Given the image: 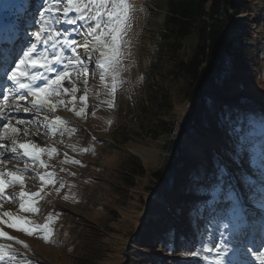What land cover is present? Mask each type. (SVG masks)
Here are the masks:
<instances>
[{
    "label": "rangeland",
    "instance_id": "374dc122",
    "mask_svg": "<svg viewBox=\"0 0 264 264\" xmlns=\"http://www.w3.org/2000/svg\"><path fill=\"white\" fill-rule=\"evenodd\" d=\"M154 2L131 0L135 13L123 37L126 41L124 70L119 73L114 95H109L112 80L106 79L101 84L92 58L88 65L87 93L82 79L72 73L78 91L58 97L67 102L65 106L74 108V112L83 109L81 116L76 117L78 122L66 120L69 124L54 126L55 134L45 126L52 120L49 112L30 111L27 115L23 112L25 118L18 116L12 120L7 116L3 122L16 126L17 119L35 121L18 125L21 131L10 134L11 139L17 144L35 143L47 150L41 154L40 160L45 164L41 167L27 158L20 162L10 159L12 154L0 149V158L7 161L8 170L24 169L27 162V170L20 173L25 188L19 183L6 187L5 193L14 196L15 201L3 202L4 210L0 211L10 209V213H21L34 224L48 223L53 231L52 242L45 243L35 235L29 237L0 225L9 235L28 245L27 250L13 245L16 264H128L130 255L139 257L133 258L130 264H211L217 259V247L231 251L230 246L238 248L240 264H255L256 253L264 252L261 245L264 241V128L251 127L253 116L230 134L227 127L213 120L215 128L221 129L218 135L225 137L219 142L221 152L215 154L220 155L222 169L215 170L212 166L198 169L195 166L198 161L186 162L187 154L202 143L198 136L190 135L181 142L180 162L186 163V172L184 177L183 174L179 177L184 186L178 189L176 198L168 181L179 167L165 170L159 183L151 176L164 167L172 141L188 133V127L183 125L192 114L185 85L174 77L167 53L158 48L162 11L153 7ZM39 3L40 0H29L22 7L24 12L16 15L20 18L17 21L24 25L19 29L22 36L19 34V40L26 43L16 41L21 48L27 46L30 34L37 30ZM258 10V15L249 23L257 53L247 62L249 69H238L236 92L228 96L235 101L239 95L252 96L264 106V6ZM240 16L248 18V14ZM56 27L61 31L67 28L72 36H80L74 31L79 25ZM16 43L10 47L12 51ZM1 80L0 86L6 85ZM240 84H247L250 90L244 94L242 90L246 88H240ZM63 86L71 89L73 83L65 81ZM215 93L222 98L226 96L223 91ZM82 96L84 101L79 99ZM45 116L47 121L51 120L45 121ZM24 128L28 129L27 136ZM165 128L172 133H165ZM11 139L0 143L10 147ZM226 145L230 148H225ZM52 149L55 152L50 157L48 152ZM220 153H226L228 158ZM128 159L141 165L145 175H131ZM242 160L243 166L237 169L236 163ZM191 170L197 175V182H191ZM49 173L55 183L44 184L40 176L49 180ZM18 190L27 195L39 193L33 196L38 213L19 210L21 191ZM145 211L149 212L147 219L151 214L154 217L148 222L160 226L144 235L150 244L139 245L137 237L146 221ZM164 217L167 222L161 225Z\"/></svg>",
    "mask_w": 264,
    "mask_h": 264
},
{
    "label": "snow or ice",
    "instance_id": "6c2138e0",
    "mask_svg": "<svg viewBox=\"0 0 264 264\" xmlns=\"http://www.w3.org/2000/svg\"><path fill=\"white\" fill-rule=\"evenodd\" d=\"M37 30L30 34V42L24 48L22 56L18 58L11 67L3 69V75L10 81L15 89L12 90V96L7 92L3 94V101H0V141H8L11 139L10 134H15L21 129L18 125L25 123H35V121L16 120V126L10 123H3L7 112L5 105L17 97L18 101H24L25 105L30 103V107L13 106L16 112L23 111H43L55 113L59 105H66V101L57 99L61 95L75 94L78 89L75 82L71 78V74L75 73L78 79H82L85 85V93H87V83L89 74V63L92 61V54L95 57V70L99 74L101 84L106 79L112 80L109 95H114L117 87V78L119 73L124 70L122 68V59L125 55L123 46L126 41L123 37L127 35L130 29V20L135 13V7L131 0H40L38 4ZM56 25H72L79 27L74 31L77 35L83 37L82 41L75 39L69 40L71 33L67 28L61 31ZM77 47H82L84 57L77 53ZM68 50L71 55H66ZM93 72V75L96 74ZM73 83L71 89L64 87V82ZM39 82V83H38ZM107 87V85H105ZM24 93L26 95H18ZM30 97L29 101L27 98ZM84 101L85 97L79 98ZM112 104L109 103V107ZM71 111V109H69ZM83 109L76 112L77 116H81ZM48 117L45 116V121ZM67 122L56 116L49 124L45 125L53 134L56 128L54 126L64 125ZM39 127V125H38ZM25 135H28V129H23ZM0 149L10 152V159L20 162L22 160H30L33 163H40L41 167L45 164L40 160L41 154L47 150L40 148L37 144H17L15 139H11V146L0 143ZM86 151V150H85ZM55 149L48 152L51 157ZM73 163H79L73 161ZM7 161L0 158V165L6 167ZM27 170V162L25 161L24 169H14L4 172L0 170V209L3 208V202H14L15 197L5 193V187H11L16 183H20L23 187L21 176L17 173H23ZM5 176L9 179L6 181ZM49 180L44 176H40V180L47 184L52 174L49 173ZM61 187L63 185L61 184ZM43 191V189H41ZM19 210L24 213H38L37 202L33 200V196H39V193L27 195L24 191L20 192ZM27 195V199H25ZM67 199V197H65ZM7 218V219H4ZM51 220V216L49 217ZM0 225L14 229L29 237L37 236L45 243H51L53 231L48 223L34 224L27 219L26 216L14 215L9 211H0ZM0 264H16V254L13 245H19L27 250L28 245L21 240L9 235L0 228ZM264 246V241H261ZM209 250V249H205ZM227 249L221 251L219 247L216 250L218 257L211 264H222V258L227 255ZM250 251H254L250 249ZM196 255L197 253H192ZM260 259V264H264V252L256 253ZM34 264V262H32Z\"/></svg>",
    "mask_w": 264,
    "mask_h": 264
},
{
    "label": "trees",
    "instance_id": "16d2710c",
    "mask_svg": "<svg viewBox=\"0 0 264 264\" xmlns=\"http://www.w3.org/2000/svg\"><path fill=\"white\" fill-rule=\"evenodd\" d=\"M155 9L162 11L160 29V44L158 48L164 50L170 60L174 77L180 79L186 88L187 100L190 102L192 114L186 119L188 133L181 139H174L171 143L170 155L165 160L162 169L151 174L156 182L162 181L165 170L179 167L169 179L171 191L176 198L178 189L184 184L179 177L186 172V163L180 162L181 142L190 135L198 136L202 143L192 153L187 154V163H196L198 169L212 166L221 169L219 156L220 130L216 123L227 127V134L240 129L253 116L251 127L264 128V108L260 101L252 96H238V101L230 99L228 94L236 92V73L239 68L249 69L247 62L256 55V40L252 35L250 21L258 15L264 0H154ZM256 12H255V11ZM248 14L242 18L241 14ZM257 39V37H256ZM259 57V56H258ZM244 94L249 91L247 84H240ZM215 91L225 92V98ZM256 120V122H255ZM165 126V123L162 124ZM165 133L171 134V129L165 128ZM225 148H230L226 145ZM227 149L226 153H227ZM226 153L222 156L227 159ZM173 154H176L173 156ZM131 175L142 177L144 168L132 159H128ZM244 161L236 163L237 169ZM191 182L197 181V175L189 171ZM157 196V194H156ZM173 206V205H172ZM175 207V206H173ZM145 211L144 227L139 232L138 244H150L144 235L158 224L149 223L151 214ZM154 218V217H153ZM162 224L166 218H162ZM141 236V237H140ZM136 239V240H137ZM129 256V255H128ZM135 260L139 257H133ZM132 255L128 264L133 262Z\"/></svg>",
    "mask_w": 264,
    "mask_h": 264
},
{
    "label": "bare ground",
    "instance_id": "6f19581e",
    "mask_svg": "<svg viewBox=\"0 0 264 264\" xmlns=\"http://www.w3.org/2000/svg\"><path fill=\"white\" fill-rule=\"evenodd\" d=\"M29 0H0V40H2L4 37H11L12 39H15V38H17L18 37V34H20V31L18 30V29H21V28H23V26H22V24L23 23H21L20 24V22H18L17 20L18 19H20L19 18V16L17 17L16 15L17 14H22L23 12H24V10L22 9V7L23 8H25L26 7V5H27V2H28ZM25 6V7H24ZM16 16V17H15ZM39 18V17H38ZM8 22H12L13 24H14V26L12 27V28H8V27H6V24L8 23ZM68 39L69 40H71V39H75V40H77L78 42L79 41H82L83 40V37H80V36H72V35H69V37H68ZM27 40V39H26ZM22 41H24L23 39H21V40H19L18 42H20V44H22ZM18 42L15 44V46H14V48H13V51L11 50V49H8L7 47H3V48H0V78L3 80H5L7 83H6V85L9 87V88H5V90H4V87L6 86L5 84H3V83H1V86H0V96H1V99H3V94L5 93V92H7L8 93V95H10V96H12V90L13 89H15V86L10 82V81H8L7 79H6V77L2 74L3 73V69L5 68V67H11L15 62H17L18 61V58L20 57V56H22V52H23V48H25V47H23L22 45V47L23 48H21L20 47V44H19V46H18ZM25 42V41H24ZM26 43V42H25ZM22 50V51H21ZM4 51V53H3V55H1V52H3ZM10 51L14 54V56L10 59V58H8L7 56H6V54L7 53H10ZM65 52H66V55H71V53L68 51V50H65ZM77 53L79 54V55H81V57L83 58L84 57V51H83V48L82 47H77ZM96 55L97 54H95V53H93L92 54V58H93V60H95V57H96ZM1 80V81H2ZM4 81V82H5ZM18 95H26V94H24V93H18ZM0 99V100H1ZM29 101L31 100V98L30 97H28L27 98ZM59 99V98H58ZM13 106H19V107H21V108H23L24 106H28V107H30V103L28 104V105H25V102L24 101H18L17 100V97H13L12 98V100L9 102V104H7V106H5V110H6V112H7V115L5 116V118H4V120H3V122H5V121H7V119L11 116L12 118H14V119H12V120H15L16 118L15 117H18L19 116V118H25V113L23 114V111H20V112H16L15 111V108L13 107ZM13 107V108H12ZM70 106H65V105H59L58 106V109H57V111L55 112V113H51V112H49L50 114V116L49 117H51L52 118V120L56 117V116H59L62 120H64V121H66V120H72V121H76V122H78L79 121V118H78V121L76 120L77 118L76 117H78L75 113L76 112H74L73 111V109H71V111L69 110L70 108H69ZM12 109H14V110H12ZM46 113H48V112H46ZM26 115H27V113H26ZM44 115H45V113H44ZM7 116H8V118H7ZM48 116V115H47ZM7 118V119H6ZM11 119V118H10ZM9 119V120H10ZM81 119V118H80ZM51 120V119H50ZM49 120V121H50ZM51 120V121H52ZM49 121H47V122H49ZM68 123V122H67ZM69 124V123H68ZM72 124V123H71ZM66 126V125H65ZM31 138V137H30ZM29 138V139H30ZM21 140H23V139H21ZM28 144V143H27ZM26 159V158H25ZM4 168H6V170H4ZM0 170H3L4 172H7L8 171V167L6 166H3V165H1L0 166ZM29 170V169H28ZM31 170V169H30ZM29 170V171H30ZM22 174V173H21ZM21 174L20 173H17V175H19V176H21ZM23 176V175H22ZM22 176H21V179H22V182L24 181V179L22 178ZM25 177V176H24ZM5 179H9L7 176H5ZM40 183V182H39ZM42 183V182H41ZM18 184V183H17ZM20 184V183H19ZM24 184V183H23ZM26 185V184H25ZM43 185V184H42ZM15 186V185H14ZM19 186H21V184L19 185ZM19 186H17V188L19 187ZM44 186V185H43ZM22 187V186H21ZM21 187H20V189H21ZM23 189L25 188V187H22ZM40 189H43V187L42 186H40L39 187ZM5 189H6V187H5ZM22 189V190H23ZM27 189V188H26ZM22 190H18V191H22ZM6 191V190H5ZM7 194V193H6ZM17 194H19V193H17ZM27 194V193H26ZM20 196V195H19ZM19 196H17V197H19ZM20 198V197H19ZM25 199H27V198H25ZM21 202V201H20ZM7 203V202H6ZM4 204V203H3ZM5 206V205H4ZM7 206V205H6ZM7 208H8V206H7ZM5 209H6V207H5ZM9 209V208H8ZM2 210H4V209H2ZM5 211H7V210H5ZM9 211H10V209H9ZM16 212H17V209L15 210ZM14 211V209H13V212H15ZM11 212H12V210H11ZM19 212V211H18ZM17 212V213H18ZM16 213V214H17ZM15 214V213H14ZM19 215V214H18ZM20 215H23V214H21L20 213ZM6 219V218H5ZM236 228H238V226L236 227ZM4 230V229H3ZM250 236V235H249ZM252 240V239H251ZM0 242H3V241H0ZM238 245V244H237ZM220 246V245H219ZM225 246V245H224ZM229 246V245H228ZM14 247V246H13ZM232 247V248H231ZM17 248V247H16ZM230 248L232 249L231 251H227V255H225L223 258H222V264L223 263H225V264H231V263H234V264H236V262H238V257H237V253H238V248H236V247H233V246H230ZM17 250H19V248L17 249ZM22 249H20V251H21ZM217 250V249H216ZM19 251V252H20ZM24 254H25V252H24ZM23 255V254H22ZM24 256V255H23ZM218 258V257H217ZM237 264H240L239 262L237 263ZM255 264H260V259L259 258H257V260H256V263Z\"/></svg>",
    "mask_w": 264,
    "mask_h": 264
}]
</instances>
